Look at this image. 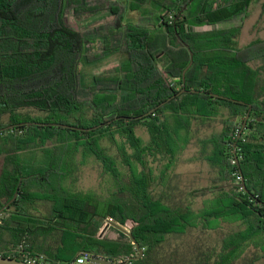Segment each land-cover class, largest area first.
Returning a JSON list of instances; mask_svg holds the SVG:
<instances>
[{"label": "trees", "instance_id": "trees-1", "mask_svg": "<svg viewBox=\"0 0 264 264\" xmlns=\"http://www.w3.org/2000/svg\"><path fill=\"white\" fill-rule=\"evenodd\" d=\"M116 1L111 25L79 31L66 10L101 7L0 0V255L262 264L264 38L240 46L241 25L217 26L253 0ZM112 53L124 58L85 83L81 66ZM86 161L98 191L73 188ZM180 162L207 183L183 188ZM107 217L132 239L102 237Z\"/></svg>", "mask_w": 264, "mask_h": 264}, {"label": "rangeland", "instance_id": "rangeland-1", "mask_svg": "<svg viewBox=\"0 0 264 264\" xmlns=\"http://www.w3.org/2000/svg\"><path fill=\"white\" fill-rule=\"evenodd\" d=\"M113 0H88V3L93 6H99L101 9L96 11V13H82L75 14L72 9L66 10V19L69 25L79 31L89 30L101 25H111L114 19L112 12L116 10L113 8L108 9V5L112 4ZM264 0H253L249 5L244 17L242 19H233L230 22H225L217 24L218 27H226L230 25H241L239 43L240 46H244L251 39L256 37L264 38ZM122 8V2L120 0L116 1V4ZM132 19H135L136 12H129ZM84 49L88 53L97 52L101 49L100 40L98 38L92 39L85 43ZM124 58L122 53H112L110 55L101 57L97 61L91 63H85L81 66V74L85 83L90 80V74L96 72H102L112 69L115 65L120 63ZM206 132V130H203ZM137 133L140 134L143 139L147 138L146 132L138 128ZM189 150H186L182 154L183 158L188 157ZM76 181L73 184V188L81 189L82 191L92 192L98 191L101 178L99 176V168L96 164L91 162H85L78 167L76 171ZM175 172L181 175L182 187L185 188L188 184L193 185H204L207 183V173L204 167L200 166L198 163H184L180 162L176 166ZM202 199L198 198V202ZM201 204H197L200 206ZM107 219V218H106ZM112 223L103 224V232L101 236L108 239H118L122 241H128V231L129 227L125 225L118 224L115 221ZM261 264V263H260ZM264 264V260H262Z\"/></svg>", "mask_w": 264, "mask_h": 264}, {"label": "water", "instance_id": "water-1", "mask_svg": "<svg viewBox=\"0 0 264 264\" xmlns=\"http://www.w3.org/2000/svg\"><path fill=\"white\" fill-rule=\"evenodd\" d=\"M128 236L132 239L130 230L128 231ZM134 244H135V247L138 248V244L137 243H134ZM141 252L142 250L139 249V255L141 254ZM130 259H132V257L127 258L121 264H126L127 262L130 261ZM90 262L92 264H112V260L104 258V257H98V256H93ZM0 264H47V263H37V262H31V261H26V260H19L15 257H5V256L0 255Z\"/></svg>", "mask_w": 264, "mask_h": 264}, {"label": "built area", "instance_id": "built-area-1", "mask_svg": "<svg viewBox=\"0 0 264 264\" xmlns=\"http://www.w3.org/2000/svg\"><path fill=\"white\" fill-rule=\"evenodd\" d=\"M105 221H106V224L107 223L109 224V223H112L111 221H114V220L111 217H107V219ZM125 226H128L129 227V230H130V225L129 224H127ZM93 256L94 255H92L90 252L81 251V252H79V254L77 255V257L72 262H70V264H92L90 262V260H91V258H93ZM43 259H44V256L43 255H39L37 257H33V258L26 259V261L37 262V263H44L42 261Z\"/></svg>", "mask_w": 264, "mask_h": 264}]
</instances>
